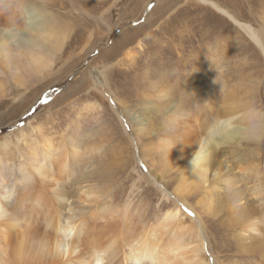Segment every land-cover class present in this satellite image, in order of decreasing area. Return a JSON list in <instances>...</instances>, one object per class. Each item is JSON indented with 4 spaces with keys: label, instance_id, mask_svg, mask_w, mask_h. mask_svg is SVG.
<instances>
[{
    "label": "rangeland",
    "instance_id": "rangeland-1",
    "mask_svg": "<svg viewBox=\"0 0 264 264\" xmlns=\"http://www.w3.org/2000/svg\"><path fill=\"white\" fill-rule=\"evenodd\" d=\"M118 1L110 8L109 24L115 27L114 30L108 35L104 34L103 27V31L96 30L92 44L89 48L86 44L83 50L85 31H94L93 22L80 17L77 20L78 13L67 5L61 8L45 5V12L55 16L53 19L58 27L69 28L71 34L62 51L56 52L57 63L46 71L49 72L47 75L44 73L42 78L25 86L14 84L9 76L4 77L0 93V138L12 137L10 150L5 155L7 162L18 165L28 157L29 145L38 146L45 140L59 148H66L68 141L77 143L81 146L75 161L77 164L71 170L78 172V176L74 178L69 173L55 176V188L63 187L70 211L79 208L81 191L77 189L82 187L92 192L98 210H144L148 217L144 214L141 221L151 220L153 225L156 217L175 208L179 210V223L191 232H200L197 243L186 251L193 249L195 258L204 261L202 264H264L261 250L264 248V224L260 226L262 232L259 235L245 237L241 231L250 220L240 219L236 205L231 201L239 193L241 210L256 207L254 198L246 191L250 184L246 185L247 182L241 179L239 169L231 173L232 178L229 176V181L238 182L239 187L224 191L225 179L215 181L213 173H207L205 186L195 192L178 191V197V181L187 175L184 167L161 153L155 133L137 139L132 124L133 119L146 118L148 127L158 128L162 124V112L170 110L172 104L189 105V94L193 92H189L193 86L189 77L191 72L198 73V80L207 83L206 86L211 80H223V85L228 87L237 82L240 91L236 98L245 96L250 105L264 108L262 56L230 21L196 0ZM212 1L259 33L262 29L260 35L264 42V0ZM93 3L92 0L91 5ZM67 14H74L75 21L66 19ZM82 25L86 27L81 29ZM79 31L85 37L77 44L73 37L80 35ZM213 59L222 60L219 64L222 65L221 71H217ZM163 71L165 79L158 88L170 89L171 96L160 103L161 113L142 111L145 105L148 109L158 105L155 96L145 98L143 95L151 94L147 80ZM17 132L25 135V142H19V151L13 146ZM257 146L264 147V141L241 142V147H235V150L244 155L248 149L256 151ZM236 163L232 161L231 166ZM261 163H264V153L258 162L259 167H263ZM209 205L210 209L207 208ZM138 223L141 222L135 224ZM111 229L95 227L94 241L103 243L102 238L105 239ZM118 229L114 228L115 233ZM164 238H170L169 234ZM199 240L203 245L198 244Z\"/></svg>",
    "mask_w": 264,
    "mask_h": 264
},
{
    "label": "bare ground",
    "instance_id": "bare-ground-1",
    "mask_svg": "<svg viewBox=\"0 0 264 264\" xmlns=\"http://www.w3.org/2000/svg\"><path fill=\"white\" fill-rule=\"evenodd\" d=\"M89 1L92 2V0H4V3L0 4V93L5 81L4 77L9 76L14 84L25 86L26 83L42 78L44 73L47 75L49 72L46 71H50L57 63L56 52L62 51L71 33L67 27L62 29L58 27L53 19L55 16L52 17L45 12V5L51 8L67 5L70 10L78 13L77 20L81 18L93 22L94 31L90 33L87 29L86 39L83 40L85 36L83 37L80 31V35L73 37L74 43L77 44L83 40L82 50L85 49L86 44H89L88 48L92 44L96 30H102L103 27L104 31H102L107 35L114 30L115 27L109 24L110 8L119 1L93 0L92 5ZM112 1L114 2L111 4ZM196 1L210 6L230 21L258 50L264 61V42L260 35L262 29L259 33L248 23L237 20L215 1ZM73 15L67 14L65 17L75 21ZM84 27L86 26L82 25L80 28ZM220 61L222 60L212 61L217 71L222 70ZM154 76L146 82L151 94L143 96L145 98L155 96L159 103L149 109L145 105L141 110L159 114L160 103L165 97L171 96V90L158 88L160 82L165 79L164 71ZM198 76V73H189L193 86L190 91L184 89L185 92L193 91L189 94V105L172 104L170 110L162 112V124L158 128L148 127L146 118L133 119L132 124L136 128L135 137L139 139V136H151L155 133L158 135L155 140L159 143L161 153L165 156L169 155L170 160L184 167L183 171L187 172V175L178 181L180 186L176 193L178 197V191L195 192L200 186H205L207 173H213L212 178L215 181L225 179L224 191L234 186L239 187L236 185L238 182L233 184L229 181L231 173L239 169L238 174L241 179L247 182L246 185L250 184L246 191L248 196L254 198L253 204H256V207H252L254 210H241L243 205H238L242 201L239 193H234L231 201L236 205L235 209L240 219L250 220L248 226L241 231L242 234L248 238L254 237V234L259 235L262 232L260 226L264 224V163H261L263 167H259L258 164L262 159L264 147L257 146L256 151L248 149V153L238 154L235 147H241V141L225 140L219 135L210 138L211 133L208 131L220 118H225L226 123L227 120H235L240 111L250 103L245 100V96L236 98L240 91L237 82L232 81L231 87H228L223 85L224 81L221 79L222 82L211 80L206 86L207 83L198 80ZM243 94L245 95V90ZM214 131L219 133L223 129L214 128ZM17 133V141L14 145L12 142V145L19 151L21 146L19 142H25V135L22 132ZM11 138L10 135L0 138V208L3 209L0 214V264H202L204 262L195 258L193 249L186 251L190 245L197 243V235L200 232L197 230L191 232L183 223H179L178 209L166 210L160 217H156V220L153 219L156 222V225H153L151 220L141 221L145 217L144 214L147 216L144 210H98L92 192L82 187L77 189L81 191L79 208L70 211L72 209L67 206L68 199L62 191L63 187L59 185L55 188L57 184L55 176L67 173L73 174L74 178L78 176V172L71 169L77 164L75 161L78 159L81 145L68 141L66 148H59L45 140L38 146L29 145L28 157L25 158L26 160L23 159L25 162L14 165L15 163L7 162L5 157L10 150ZM232 161H237L236 166H231ZM66 208L69 214L65 212ZM207 208L210 209L211 206ZM123 222L126 223L125 226ZM137 222L141 223L135 224ZM95 227L100 230L113 229L105 235V239L102 238L103 243H97L93 236ZM114 228H119L116 233ZM167 234L170 238L165 240ZM260 240L262 241L261 238ZM199 243L203 245L201 240ZM261 250L264 252V248Z\"/></svg>",
    "mask_w": 264,
    "mask_h": 264
},
{
    "label": "clouds",
    "instance_id": "clouds-1",
    "mask_svg": "<svg viewBox=\"0 0 264 264\" xmlns=\"http://www.w3.org/2000/svg\"><path fill=\"white\" fill-rule=\"evenodd\" d=\"M3 3L4 0H0V4ZM214 128H222L223 131L217 133ZM208 131L211 133L210 138H216L219 135L225 140L262 142L264 141V108L255 104L248 105L240 111L235 120H227L226 123L225 118H220L214 127L209 128ZM0 210L3 211L2 208Z\"/></svg>",
    "mask_w": 264,
    "mask_h": 264
},
{
    "label": "snow or ice",
    "instance_id": "snow-or-ice-1",
    "mask_svg": "<svg viewBox=\"0 0 264 264\" xmlns=\"http://www.w3.org/2000/svg\"><path fill=\"white\" fill-rule=\"evenodd\" d=\"M149 7H152V6H151V5H149ZM185 211H187V209H185ZM2 212H3V211H2V210H0V214H2Z\"/></svg>",
    "mask_w": 264,
    "mask_h": 264
}]
</instances>
